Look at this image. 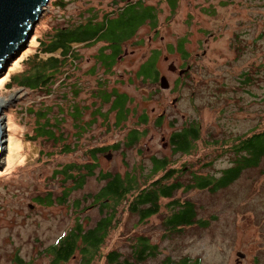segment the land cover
<instances>
[{
    "label": "rangeland",
    "instance_id": "rangeland-1",
    "mask_svg": "<svg viewBox=\"0 0 264 264\" xmlns=\"http://www.w3.org/2000/svg\"><path fill=\"white\" fill-rule=\"evenodd\" d=\"M63 1L49 0L30 40L0 71V101L5 102L0 107L5 137L0 158V264H20L19 260L21 264H53L48 249L77 225L85 232L93 228L101 218L95 195L105 186L98 178L99 171L132 175L143 187L164 175L162 171L145 180L154 159H164L167 171L187 168L181 179L192 183L191 172L220 176L230 165L229 156L221 154L226 142L264 131V0H177L175 9L166 0H143L157 9L156 38L152 40V28L144 26L136 36L143 45L123 47L128 55L135 54L118 61L112 73L96 64L95 57L104 44L77 45V63L68 64L61 76L50 79L52 95L48 90L19 86L15 77L26 72L38 75L48 59L42 55L40 60H33L40 40L48 41L57 29L84 22L90 17L88 10L102 20L123 6L116 5L115 0H66L62 6ZM181 41L183 54L177 48ZM155 51L160 52L158 80L143 82L136 72ZM170 63L180 71L190 66L184 71L188 76L183 83H179V74L169 72ZM245 73L251 78L246 84L242 83L245 78H240ZM162 76L168 78L171 90L160 88ZM99 86L128 97L131 112L121 127H116L111 105L94 96L102 92ZM74 105L83 112V126L96 120L77 138L70 114ZM97 107L106 119L94 117ZM62 111L66 120L58 122L55 131L59 142L38 137L36 113L48 112L47 119L54 124ZM142 114L148 116V123L139 128L146 135L135 146L126 147L128 132ZM160 117L164 122L157 127L155 122ZM193 124L201 126L200 140L190 154L175 152L171 137ZM163 137L170 143L166 149ZM116 145L117 151L113 148ZM101 147L108 150L96 153L99 168L94 176L86 178L83 187L71 190L72 185L60 171L71 164L95 162L90 151ZM110 152L112 159L108 161L105 155ZM208 163L210 166L204 168ZM176 197L194 200L197 217L206 220L207 227L192 225L172 236L163 226L172 200H161L160 211L144 222L129 214L131 197L108 200L115 213L113 225L90 264H107L105 256L112 250L126 257L138 237L147 238L159 252L143 264H163L166 257H186L201 264H264V159L259 168L244 172L239 181L220 192L190 188L179 190ZM238 252L246 255L243 260ZM62 264L84 262L81 254H76Z\"/></svg>",
    "mask_w": 264,
    "mask_h": 264
},
{
    "label": "trees",
    "instance_id": "trees-1",
    "mask_svg": "<svg viewBox=\"0 0 264 264\" xmlns=\"http://www.w3.org/2000/svg\"><path fill=\"white\" fill-rule=\"evenodd\" d=\"M67 2L64 0L61 5H65ZM166 2L171 9H175L178 3L177 0H166ZM115 3L116 5H123L116 10L117 15L116 13L106 14L100 20L93 10H88L90 17L84 22L72 27L65 26L57 29L53 35L48 36V41L44 39L40 40L39 53H36L33 60H40L42 55H47L48 59L44 61L46 63L39 69L38 75L36 73L27 75L28 72H26L19 75V77H15L14 81L19 86L26 87L31 91L48 90L50 95H52V89H49L52 82L50 79L61 76L68 64H76L79 59L75 52V46L104 44L98 50L99 52L95 57L96 64L102 66L105 71L110 70V73H112L117 62L121 61L119 57L127 52L123 47H128L129 45V47L134 46L137 48L143 45V40L136 39V36L144 26L149 25L153 30L152 36L154 39L156 38L158 33L157 9L144 4L143 0H115ZM115 15L116 17H114ZM183 42H179L177 47L182 54L185 53ZM56 53L59 55L56 56ZM133 53L135 52L133 51ZM159 54L160 52L156 51L136 72L138 78L143 82L146 80L156 82L158 80L159 75L156 66ZM240 78H245V80H242L244 84L251 80L247 73L241 74ZM246 78L250 79L246 80ZM98 91L102 92H98V95L94 96L98 97L101 103L111 105V113H114L116 116V127H121L127 121L131 112L128 108V97L118 93L117 90L108 92L102 86H99ZM36 114L38 117L36 135L53 141L55 144L58 143L59 141L55 137V131L59 129L58 122L61 123L66 120L65 113L63 111L61 112L60 119L53 118L54 124H51L50 119H47L49 117L48 112ZM70 114L75 123V131L79 134L76 138L82 137L87 132L86 130L96 121L92 119L91 122L83 126L81 117L83 112L77 105L72 107ZM94 117L107 118L102 113L100 107L96 108ZM147 123L148 116L142 114L138 123L128 132L125 140L126 147H133L140 142V139L146 135V131L141 130L139 126L147 125ZM155 124L159 127L161 118L157 119ZM200 127L198 124H193L190 127L186 126L182 130L174 133L170 139L174 151L185 155L190 154L195 143L200 140ZM61 140L63 141L65 139ZM62 143L64 144L65 142ZM113 148L117 151L119 146L116 145ZM65 149L68 150V146H65ZM107 150L106 147L96 148L90 151L91 157L95 162L82 166L71 164L65 166L60 171L59 174L66 177L72 185L71 190L83 187L85 185V179L94 176V172L99 168L96 163V153L104 154ZM221 154L229 156L230 165L221 171L220 176L199 175L191 172L190 178L192 179V183H184L181 179L183 174H186L187 168L182 169L181 172L176 170L167 171L168 163L164 159H154L153 169L145 177V180L148 181L153 175L162 171H165L164 175L143 187L139 186L137 178L132 175L122 177L119 173L112 174L110 171L106 173L99 171L98 178L100 182L105 183L101 192L95 195L96 205H100V220L97 221V224L93 228L88 229L86 232L81 225H77L59 244L48 249L49 253L54 257L52 263L62 264V261L66 262L74 258L76 254H81L84 264L91 263L93 258L99 253L100 247L104 244L106 236L109 234V230L113 225L112 220L114 219L115 213L110 208L108 200L118 202L131 197L128 207L129 214L136 217L139 222H144V220L151 218V216L160 211L159 203L161 200L170 199L172 200L171 204L168 205L170 215L164 218L163 223L169 235L177 236L181 233L180 231L182 229L192 225L200 229L206 228L208 225L207 221L197 217L198 205L196 202L192 199H184L181 201L176 197V194L179 190L186 192L190 188H196L200 191H210L211 193L220 192L239 181L244 172L248 170L254 171V169L259 168L264 159V131H253L252 134L237 137L231 143L226 142L223 145ZM208 166H210L209 163L204 164V168ZM102 199L106 200L100 203ZM49 200L46 199V201ZM130 247L132 251L126 257L118 250H112L106 254L105 261L107 264H143L159 255L158 247L151 246L145 237H138ZM19 263L21 264L22 261L19 260ZM163 264H201V261H193L186 257H182L179 260L166 257Z\"/></svg>",
    "mask_w": 264,
    "mask_h": 264
},
{
    "label": "water",
    "instance_id": "water-1",
    "mask_svg": "<svg viewBox=\"0 0 264 264\" xmlns=\"http://www.w3.org/2000/svg\"><path fill=\"white\" fill-rule=\"evenodd\" d=\"M49 0H0V71L3 65L11 58L15 59L17 52L22 45L30 40L33 26L39 21L44 13ZM170 71H176L174 64L170 65ZM183 75L182 72H180ZM160 88L170 90V83L166 76L160 79ZM1 115V114H0ZM163 147L167 148L168 143L163 137ZM3 136L0 131V158L2 156ZM110 161L112 153L105 155ZM238 257L245 258V255L238 252Z\"/></svg>",
    "mask_w": 264,
    "mask_h": 264
},
{
    "label": "flooded vegetation",
    "instance_id": "flooded-vegetation-1",
    "mask_svg": "<svg viewBox=\"0 0 264 264\" xmlns=\"http://www.w3.org/2000/svg\"><path fill=\"white\" fill-rule=\"evenodd\" d=\"M152 40H154V37H152ZM156 52V51H155ZM135 53H131V55H128V52H125L124 53V55L123 56H121V57H119L121 60H123V59H126V58H129V57H131V56H133ZM151 57H152V55H151ZM150 59V58H149ZM169 61V56H166L165 57V62H168ZM163 65H164V67L166 66V63H162ZM171 64H173V63H170V65ZM170 65H168V70L170 69ZM175 65V64H174ZM177 67V66H176ZM138 69V68H137ZM186 69H190V66H188ZM186 69H184V70H182V71H180V70H178V68H177V70L176 71H170L169 70V72H172L173 74H179V83H183L182 81H184V78L188 75V74H186V72H184ZM126 71V70H125ZM180 72H182L183 73V75H181L180 74ZM170 87H171V85H170ZM171 90V89H170ZM167 91V90H166ZM175 101H177L176 99H174ZM176 104H177V102H176ZM175 104V105H176ZM161 118V117H160ZM162 122H164V118H161V123ZM171 143V142H170ZM170 143H169V145H168V147L170 146ZM167 147V148H168ZM164 149H166V148H164ZM263 161V160H262ZM262 164V163H261ZM99 207H100V205L97 207V209H99ZM74 259V258H73ZM63 263H64V261H62Z\"/></svg>",
    "mask_w": 264,
    "mask_h": 264
},
{
    "label": "bare ground",
    "instance_id": "bare-ground-1",
    "mask_svg": "<svg viewBox=\"0 0 264 264\" xmlns=\"http://www.w3.org/2000/svg\"><path fill=\"white\" fill-rule=\"evenodd\" d=\"M5 102H2V101H0V107H2V105L4 104ZM1 109V108H0ZM0 114H1V112H0ZM2 116V114L0 115V117ZM1 121H2V118H0V131H1V135L3 136V140L5 139V137H4V134H3V128H2V124H1ZM3 150H4V147H3V145H2V148H1V151H2V153H3Z\"/></svg>",
    "mask_w": 264,
    "mask_h": 264
}]
</instances>
